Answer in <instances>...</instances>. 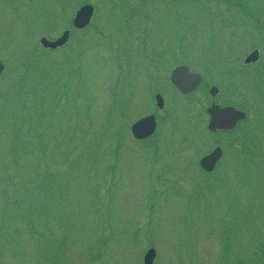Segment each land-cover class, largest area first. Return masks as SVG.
Here are the masks:
<instances>
[{
    "label": "rangeland",
    "instance_id": "rangeland-1",
    "mask_svg": "<svg viewBox=\"0 0 264 264\" xmlns=\"http://www.w3.org/2000/svg\"><path fill=\"white\" fill-rule=\"evenodd\" d=\"M0 59V264H144L151 246L153 264H264V0H0ZM179 63L248 118L210 131L203 85L169 81Z\"/></svg>",
    "mask_w": 264,
    "mask_h": 264
},
{
    "label": "water",
    "instance_id": "water-1",
    "mask_svg": "<svg viewBox=\"0 0 264 264\" xmlns=\"http://www.w3.org/2000/svg\"><path fill=\"white\" fill-rule=\"evenodd\" d=\"M94 13V6L90 3L82 5L75 16L74 24L77 27L86 26ZM69 38V30H66L62 36L56 40H50L47 37H42L41 41L46 47L56 48L63 45ZM260 56L259 49L253 50L245 59L246 62L256 61ZM4 63L0 60V74L4 70ZM171 79L174 83L184 92H188L198 87L201 82L202 76L200 73L191 72L188 66H177L171 75ZM219 89L216 86H212L210 92L212 95H216ZM158 105L162 107L164 105L163 97L158 94L156 96ZM211 119L209 122V128L212 130L218 128H232L235 126L240 118H245L246 113L233 106L220 107L218 104L213 103L209 108ZM156 128V121L154 115L145 116L136 121L132 126L133 134L138 138H144L154 132ZM222 154V148L216 147L211 153L205 155L201 159V164L207 170H212L216 165L217 160ZM156 257V249L150 247L145 256L144 264H153Z\"/></svg>",
    "mask_w": 264,
    "mask_h": 264
},
{
    "label": "flooded vegetation",
    "instance_id": "flooded-vegetation-1",
    "mask_svg": "<svg viewBox=\"0 0 264 264\" xmlns=\"http://www.w3.org/2000/svg\"><path fill=\"white\" fill-rule=\"evenodd\" d=\"M59 36H57V38H58ZM182 64H185V63H179V64H175V66L174 67H171L170 68V75H169V81L172 83V85L178 90V91H180L181 93H183V94H187V95H190V94H192V93H194L196 90H202L201 89V86L203 85V81H204V79H202V82L200 83V85L198 86V88H196L195 90H192V91H189V92H183V91H181L174 83H173V81H172V79H171V74H172V71H173V69L176 67V66H178V65H182ZM186 65V64H185ZM189 68L192 70V71H195V72H198V70H194L193 68H191V66H189ZM212 86V84H208V85H203V93H204V97H205V99H206V101H207V103H210V105H208V107H207V113H208V115H209V117H208V121H209V119H210V114H209V112H208V108L213 104V103H218L220 106H222V107H224V106H226V105H232V106H235V107H237V108H240V109H243V110H245L246 112H247V110H246V108H243V107H240V106H237L236 104H233V103H230V102H228V100H222V98L221 97H218V98H214L213 100L210 98V87ZM220 92V91H219ZM219 92H218V94H219ZM158 94H161L162 96H163V102H164V105H163V107H160L158 104H157V101H156V96L158 95ZM210 95V96H209ZM153 97L155 98V104H154V106L155 107H157L160 111H161V113H162V111H164V108H166L167 109V103H166V97H165V95L163 94V92L160 90V89H156L155 91H154V93H153ZM212 97H215V96H212ZM222 100V101H221ZM156 111V110H155ZM155 111H150V112H148L147 114H144V115H141L138 119H140V118H142V117H144V116H148V115H154L155 116V120H156V129H155V131L151 134V135H149V136H147L146 138H143V140L144 139H147V138H151L155 133H156V131H157V129H158V125H159V119L161 118V115H159V113H160V111H159V113L158 112H155ZM160 113V114H161ZM165 113V112H164ZM137 119V120H138ZM247 119V117L245 118V119H242V120H246ZM242 120H239L238 121V123L236 124V126L235 127H233V128H231V129H218V130H216V131H213L214 133H219V134H223V133H225V134H227V133H232L233 132V130H234V128H236L238 125H240V123H241V121ZM136 121V120H135ZM134 121V122H135ZM133 122V123H134ZM207 153H209V152H207ZM207 153H203L202 155H201V157H200V159H199V165H200V168L203 170V171H205V172H208V173H212V172H214L217 168H218V165H219V163H220V161H221V159L223 158V155H224V151H223V155H222V157L218 160V162H217V164H216V167L213 169V170H211V171H208V170H206L204 167H202V165H201V158L205 155V154H207ZM198 159V158H197Z\"/></svg>",
    "mask_w": 264,
    "mask_h": 264
}]
</instances>
